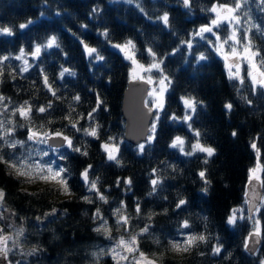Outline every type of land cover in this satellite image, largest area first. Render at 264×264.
<instances>
[{"label":"trees","instance_id":"16d2710c","mask_svg":"<svg viewBox=\"0 0 264 264\" xmlns=\"http://www.w3.org/2000/svg\"><path fill=\"white\" fill-rule=\"evenodd\" d=\"M212 2L213 0H194L192 14H189L178 0H138L144 12L135 3L129 4L124 0H0V26L14 28L13 36L0 35V55H18L21 47L27 52L35 43H42L51 35L58 37L63 48V52L60 49L43 51L39 60L26 57L33 67L24 74L23 79L17 75L13 80L8 75L11 69H7L5 75L0 77L3 81L0 83V93L16 103H22L26 99L37 105L46 103L51 99L50 95L46 90H39L43 87L39 68L43 67L50 80L54 81V87L59 89V95H81L82 103L77 106L78 112H87L94 104V92L99 91L109 107V111L98 114V122L103 125L102 138L112 135L123 140L119 106L128 81L129 64L99 33L107 28L116 42H123L126 38L133 39L139 49L137 56L143 63L149 59L143 53L146 46L151 45L159 53H165L176 47L179 39L185 38L188 32L207 23L210 14L202 12L201 8L209 7ZM94 6H99L101 12L99 16L90 18L89 13ZM57 11L61 15L57 16ZM165 11L169 13L172 29L179 39L162 23L154 22L155 17ZM41 12L44 13L43 16L40 15ZM144 13L153 19H148ZM252 15L258 22L264 23V13L256 5H252ZM28 19L35 23L20 30L19 24ZM81 23L87 24V29H82ZM77 37L97 47L105 60L90 65ZM255 43L264 47V37L256 35ZM199 52H205L209 59L197 64L195 55ZM7 63L17 66L21 62L12 60ZM61 65L69 67L76 75H66L63 80L57 79ZM166 65V71L174 77L173 89L166 96V109L169 113L183 114L180 102L182 95L191 94L205 102V107L198 108L193 126L205 133L207 143L216 148V155L211 158L210 163L207 166L203 164L202 154H197L200 157L198 159L197 156L186 157L178 150L170 149L168 144L173 137L179 135L187 140H192L193 137L186 125L162 119L156 140L146 147L144 154L138 155L136 146L126 142L121 145L120 166L107 161L100 149V141L91 138H87L88 156L65 150L68 160L58 163L67 164L72 173L69 183L74 195L71 197L59 194L53 185H40L27 191L22 179L14 174L9 175L8 170L0 165V188L7 193V207L16 213L11 218L12 222L16 227L22 225L25 228L23 250L27 252L34 246L40 249L35 255L24 257L17 251L12 257L14 261H27V264H94L92 253L105 249L109 240L103 234L92 231V214L99 207L102 214L109 218L110 225H114L112 209L121 200L127 205L129 214L134 215L137 201L145 214L150 210L157 213L151 221L137 218L132 224H152L151 235L142 238L140 246L150 256L155 254L158 264H259V259L264 258V242L258 245L256 255L244 252V238L250 230L247 220L239 221L236 227L225 223L230 210L243 203L248 169L255 160L257 162L250 141L257 137L261 163L264 164V91L259 90L256 95H252V86L246 79L243 86L238 81L229 80L220 60L204 42L197 44L192 55L181 49L175 56L167 58ZM33 81L37 82L38 87L33 86ZM90 89L93 91H89ZM241 96L249 97L252 105L246 104ZM227 102L233 104L230 113L224 108ZM67 110L66 104L57 102L56 110L47 117L54 122L48 127H59L61 116ZM34 117L36 125L46 123V119L39 114H34ZM233 130L237 131L236 137L231 135ZM25 136V129L18 128L16 138L24 139ZM162 160L175 165L177 170L173 172L171 167L166 168L162 173L165 178L157 193L149 196L152 187L151 170L164 168L160 164ZM88 164L93 165L90 178H99L98 188L107 196L108 204L98 199L89 204L80 199L83 195L95 196L94 193H87L80 177V172ZM205 167L209 170L211 180L207 195L201 191L202 181L197 175ZM127 178L132 180L130 191H125L124 185L116 186L118 179ZM178 198H184L188 203L183 209L174 211ZM53 208L57 209L55 215L48 216L42 224L37 222L36 217H42ZM165 208L168 209L166 215L163 214ZM205 216L208 217L207 233L210 234L207 244H200L187 254L165 252L167 240L175 237L181 220L189 218L192 231L205 232V221L202 219ZM5 223L0 220V227ZM6 231L11 232V229ZM113 235L118 237L120 233L113 230ZM217 237L223 250L221 255L214 256L211 254V247L217 243ZM156 238L162 244H156ZM200 252L205 255H200ZM160 253L164 254L161 256ZM100 264H112V261L104 256L100 258Z\"/></svg>","mask_w":264,"mask_h":264},{"label":"snow or ice","instance_id":"6c2138e0","mask_svg":"<svg viewBox=\"0 0 264 264\" xmlns=\"http://www.w3.org/2000/svg\"><path fill=\"white\" fill-rule=\"evenodd\" d=\"M124 2L135 3L140 11L144 12L138 0H124ZM178 3L189 14H192L194 0H178ZM252 5H256L259 11L264 13V0H213L209 7L201 8L202 12L210 14L208 22L188 32L183 39H179L178 34L172 29L169 13L163 12L155 17L154 22L162 23L165 28L171 31L172 35L177 36L179 44L162 54L151 45L146 46L143 53H146L149 59L143 63L137 56L139 49L133 39L126 38L123 42H116L107 28L99 33L109 46L122 53L124 59L130 62V82H139L148 86L144 91H146L149 99L144 102V107L147 109L146 115L151 116V119L147 121L148 126L145 133L142 134V142H138L136 145L138 155L144 154L146 147L154 143L161 120L167 119L172 123L186 125L193 137L192 140H187L185 137L177 135L170 140L168 147L178 150L181 155L186 157L197 156L199 159L197 154H202L203 164L207 166L210 163L211 158L216 155V148L207 143L205 133L193 126L198 108L205 107V102L191 94L182 95L180 102L183 105V114L177 115L175 112L169 113L167 111L166 96L173 89L174 77L169 71H166V60L170 56H175L181 49H185L188 55H192L193 49L202 41L224 61L228 79L238 81L243 86L247 78L251 81V94L256 95L259 90L264 89V47L257 46L255 36L264 37V23L258 22L253 17ZM100 12L101 8L94 6L89 17H97ZM55 14L61 15L59 11ZM144 14L148 19H153L148 17L147 13ZM40 15L43 16L44 13L41 12ZM33 23H35L34 20L28 19L26 22L20 23L18 27L20 30H25ZM224 25L227 26L226 34L221 32ZM80 27L87 29L88 25L81 23ZM0 35L13 36L14 28L12 26H0ZM77 38L89 59L90 65L105 60L104 55L97 47L91 46L84 39ZM49 49H60L63 52L56 35L46 37L42 43H35L33 48L27 52L24 47H21L18 55L13 56L11 53L0 55V77L5 75L7 69H11L8 71V75L13 80L16 79L17 75L22 79L25 78L24 74L33 67L26 57L30 56L32 60H39L41 53ZM64 56L67 57L66 52H64ZM208 59L209 57L205 52H199L195 55L197 64ZM12 60L21 63L17 66H12L10 63L6 64ZM244 63L247 64L246 78L240 74L241 65ZM66 75L74 77L76 73L69 67L61 65L57 79L63 80ZM39 77L43 86L39 90H46L51 97L44 104L37 105L27 99L22 103H16L10 97L0 93V165L8 170L9 175L14 174L15 177L22 178L26 182L40 181L51 184L59 194L71 197L74 195L69 183L72 173L67 164L58 163L68 160L65 150L80 156H88L87 138H91L100 141V149L105 154L107 161L120 166V149L124 141L112 135H106L105 138H102L103 125L98 122V114L101 111H109V107L99 91L94 92V104L90 106L87 112L81 113L77 111V106L82 103V97L79 93H75L71 97L59 95V89L54 87V81L50 80L46 69L43 67L39 68ZM2 82L0 80V83ZM108 82L110 83L111 80L109 79ZM32 83L34 87H38L36 81ZM89 91L93 90L90 89ZM237 91L239 92L240 89ZM241 99L249 106L252 105V100L249 97L241 96ZM57 102L66 104L68 110L63 112L59 127L49 128L48 125L54 122L47 117L56 110ZM224 108L230 113L233 104L227 102L224 104ZM34 114H39L40 117L45 118L46 123L36 125ZM20 121L24 123H20ZM18 128L25 129L26 136L24 139L16 138ZM231 135L236 137L237 131L233 130ZM257 139L258 137L250 141V147L256 154L257 162L248 171V182L243 193V203L239 207H233L225 221L227 225L232 227H236L239 221L247 220L250 222L251 229L244 238L243 248L251 255H256L255 246L264 242V219H262L264 217V164L261 163V149L257 144ZM160 164L165 167H157L151 170L150 183L152 187L148 193L149 196L157 193L165 178L162 173L166 168L171 167L173 172L177 170L175 165L166 160L160 161ZM92 171L93 165L88 164L80 172V177L87 193H94L95 196L83 195L80 199L89 204L95 203L96 199L108 204L107 196L98 188L99 178H90ZM208 171V168L205 167L197 173L200 181H202L201 191L205 195L211 188ZM121 185L126 186L125 191H130L131 178L118 179L116 186L121 187ZM28 194L33 195V193ZM6 199L7 193L3 188H0V220L6 222L3 227H0V264H5V262L7 264H27V261H14L12 257L17 254V251L21 257L33 256L40 249L34 246L27 252L23 250L25 228L22 225L16 227L14 222H9L16 213L7 207ZM165 199L167 198L165 197ZM187 203L186 199L178 198L174 211L183 209ZM244 205L247 207L245 208ZM56 212L57 209L53 208L51 212L44 213L42 217H36V220L42 224L48 216L55 215ZM112 212L115 217L114 225H110L109 218L102 214L99 207L92 214L91 219L94 225L92 231L103 234L107 240L111 241L110 247L92 253L94 264H100V258L104 256L111 257L113 264H158V260L154 258L155 254L150 256L140 246L141 239L151 235L152 224L144 223L142 226L132 224V221L137 218H146L147 221H151L157 213L150 210L145 214L140 202L137 201L134 215L129 214L127 205L123 200L112 209ZM167 213L168 209L165 208L163 214L166 215ZM202 219L205 221V232L192 231V223L189 218L181 220L175 237L167 240L165 252L187 254L194 248H198L200 244H207L210 240V234L207 233L208 217L205 216ZM6 229H11V232L6 231ZM113 230L120 235L114 236ZM216 239L217 243L212 245L211 254L219 256L222 253L223 245L219 243L218 237ZM155 243L160 245L162 241L156 238ZM163 254L160 253L161 256ZM200 255H205V253L200 252ZM229 255L231 254L229 253ZM259 264H264V258L259 259Z\"/></svg>","mask_w":264,"mask_h":264},{"label":"water","instance_id":"95a60500","mask_svg":"<svg viewBox=\"0 0 264 264\" xmlns=\"http://www.w3.org/2000/svg\"><path fill=\"white\" fill-rule=\"evenodd\" d=\"M147 87V85L139 82H130L128 80L122 92L119 106V114L122 120V138L124 142L132 146H136L138 142H142V134L145 133L148 126L147 121L151 119V116L146 115L147 109L144 107L146 97V91L144 90ZM247 182L248 179L245 185ZM244 207L246 208L247 206L244 205ZM258 245L255 246L256 249ZM244 252L251 255L245 250Z\"/></svg>","mask_w":264,"mask_h":264},{"label":"rangeland","instance_id":"374dc122","mask_svg":"<svg viewBox=\"0 0 264 264\" xmlns=\"http://www.w3.org/2000/svg\"><path fill=\"white\" fill-rule=\"evenodd\" d=\"M226 28H227V26L226 25H224V26H222V29H221V32H222V34H226ZM214 39V38H213ZM202 42V41H201ZM121 57H122V59L125 61V62H127L128 64H129V69H130V67H131V64H130V62L129 61H127V60H125L124 59V56H123V54L122 53H120L118 50H116V49H114ZM213 52V51H212ZM85 53V52H84ZM213 54L216 56V58H218L219 60H220V62H221V64H222V68H223V71H224V73H225V75H226V77L228 78V76H227V69L225 68V63H224V61L220 58V56H218L215 52H213ZM85 56L87 57V55H86V53H85ZM247 64L246 63H244V64H242L241 65V75L242 76H244L245 78L247 77ZM127 77H128V79H130L129 78V70H128V75H127ZM246 80L249 82V84L251 85V81L250 80H248L247 78H246ZM263 91H264V89H262ZM146 100H148L149 98L147 97V94H146V98H145ZM182 104V103H181ZM106 157V156H105ZM255 164H256V160L254 161V163H253V166L252 167H254L255 166ZM251 167V168H252ZM250 169V168H249ZM249 169H248V171H249ZM259 174V173H258ZM248 175V174H247ZM20 179H22V178H20ZM23 180V179H22ZM24 182V184H25V186H26V190L27 191H30V190H32V189H35V188H37V187H39L40 185H51V184H45V183H43V182H40V181H33V182H26V181H23ZM245 215H246V213H245ZM11 221H12V219H11ZM248 223H249V226H250V229H251V224H250V222L248 221ZM111 246V241H109V243H108V246L107 247H105V249L106 248H108V247H110ZM109 257V256H108ZM109 259L112 261V264H113V260L111 259V257H109Z\"/></svg>","mask_w":264,"mask_h":264}]
</instances>
